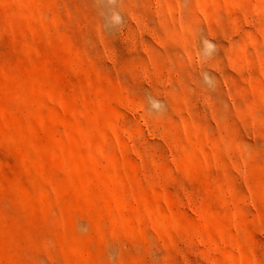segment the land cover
<instances>
[{
	"label": "rangeland",
	"instance_id": "rangeland-1",
	"mask_svg": "<svg viewBox=\"0 0 264 264\" xmlns=\"http://www.w3.org/2000/svg\"><path fill=\"white\" fill-rule=\"evenodd\" d=\"M0 264H264V0H0Z\"/></svg>",
	"mask_w": 264,
	"mask_h": 264
}]
</instances>
